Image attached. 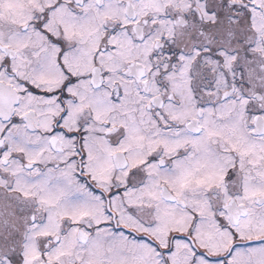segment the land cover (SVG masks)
I'll return each mask as SVG.
<instances>
[{
	"label": "snow or ice",
	"instance_id": "1",
	"mask_svg": "<svg viewBox=\"0 0 264 264\" xmlns=\"http://www.w3.org/2000/svg\"><path fill=\"white\" fill-rule=\"evenodd\" d=\"M0 264H264V0H0Z\"/></svg>",
	"mask_w": 264,
	"mask_h": 264
}]
</instances>
